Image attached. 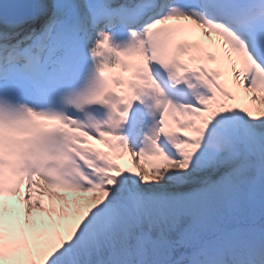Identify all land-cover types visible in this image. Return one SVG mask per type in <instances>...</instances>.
I'll return each instance as SVG.
<instances>
[{
  "label": "snow or ice",
  "instance_id": "6c2138e0",
  "mask_svg": "<svg viewBox=\"0 0 264 264\" xmlns=\"http://www.w3.org/2000/svg\"><path fill=\"white\" fill-rule=\"evenodd\" d=\"M0 264H264V0H0Z\"/></svg>",
  "mask_w": 264,
  "mask_h": 264
},
{
  "label": "rangeland",
  "instance_id": "374dc122",
  "mask_svg": "<svg viewBox=\"0 0 264 264\" xmlns=\"http://www.w3.org/2000/svg\"><path fill=\"white\" fill-rule=\"evenodd\" d=\"M140 163L144 167L143 163L142 162H140ZM119 164L121 165V167H132L133 166L132 165L131 158L128 157L127 155H125V161L124 162H121ZM12 204H13L14 207H19V205L16 203L15 199H13Z\"/></svg>",
  "mask_w": 264,
  "mask_h": 264
},
{
  "label": "bare ground",
  "instance_id": "6f19581e",
  "mask_svg": "<svg viewBox=\"0 0 264 264\" xmlns=\"http://www.w3.org/2000/svg\"><path fill=\"white\" fill-rule=\"evenodd\" d=\"M95 147H97V148H99V149H101V150H107V149L105 148L104 145H99V144H97V145H95ZM124 161H125V156H124L122 159L118 160V162H120V163H121V162H124ZM141 162L143 163L144 167L147 168V170H148L149 172H151V168H150L148 165L144 164L143 161H141Z\"/></svg>",
  "mask_w": 264,
  "mask_h": 264
}]
</instances>
